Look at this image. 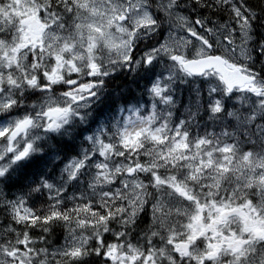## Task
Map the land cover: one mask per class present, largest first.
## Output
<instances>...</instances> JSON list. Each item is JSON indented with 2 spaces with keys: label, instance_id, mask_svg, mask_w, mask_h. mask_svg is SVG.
Masks as SVG:
<instances>
[{
  "label": "snow or ice",
  "instance_id": "1",
  "mask_svg": "<svg viewBox=\"0 0 264 264\" xmlns=\"http://www.w3.org/2000/svg\"><path fill=\"white\" fill-rule=\"evenodd\" d=\"M186 7L196 19L182 11ZM258 18L264 21V0H0V93L68 89L65 104L48 98L35 116L0 127V160L25 157L32 143L17 141L30 127L58 128L74 102L95 95L91 77L107 74L97 52L115 41L122 53L110 65L130 63L136 41L158 33L162 20L170 25L169 35L143 54L145 62L164 52L189 73L214 69L227 90L239 86L264 95V75L253 57L254 47L264 56V39L253 44ZM208 22L212 27H204ZM84 58L88 67L81 76ZM154 91L159 95L161 89ZM17 102L12 95L0 99V111ZM213 111H220L219 102ZM153 119L107 143L97 141L103 159L95 164L90 192L70 206L60 190L42 209L23 199L4 201L10 223L0 227V264H76L93 254L103 264H264V150L238 151L207 138L193 142L180 126L169 129L165 121L155 127ZM84 163L74 162L70 177ZM6 168L0 165V176ZM149 205L148 223L141 227ZM58 225L65 243L49 252L40 245L51 246L48 237Z\"/></svg>",
  "mask_w": 264,
  "mask_h": 264
},
{
  "label": "rangeland",
  "instance_id": "2",
  "mask_svg": "<svg viewBox=\"0 0 264 264\" xmlns=\"http://www.w3.org/2000/svg\"><path fill=\"white\" fill-rule=\"evenodd\" d=\"M181 1L184 2V0ZM152 11L157 17L162 16V13L155 9L154 5ZM182 11L190 14L193 20L197 18L196 13H192L187 7ZM196 27L198 31L203 32L201 26L197 25ZM204 27H212L211 22H208ZM169 31L170 25L166 20H162L158 33L147 37L141 36L136 41L133 60L130 63L120 62L118 67L113 65L114 70H105L107 74L91 77L97 81L94 88L95 95L84 101L74 102L72 111L62 119L60 127L47 129L43 127L42 123H36L30 127L26 136L19 137L17 143L22 145L30 141L33 146L32 150L20 160H11L12 154H8L5 159L0 160V165H7L5 172L16 164L27 162L32 158L40 162L41 157L44 158L49 152H54L55 145L51 141V135L69 127L73 122L81 132L78 138L81 144L75 147V154L62 159H56L51 155L39 177L40 187L47 192L49 198L56 190H60L65 205L71 204L73 198L90 192L89 184L96 172L95 164L103 159L99 154L97 141L103 140L107 143L119 132L140 127L153 117L155 127H159L165 121L168 123L169 129L180 126L182 131L189 134V139L193 142L197 138H207L214 144L220 143L221 147L223 144H232L238 151L259 152L264 150V95H258L247 89L228 92L219 76L212 72L198 79L188 78L178 62L172 60L164 52L155 55L151 62H145L143 54L152 47L158 48L164 44ZM177 35L188 38V34L183 32H178ZM238 37L239 32L237 31V43H239ZM184 54L187 55V58H192L186 50ZM253 57L254 66L260 67L259 70L264 75V68H262L264 67V56L256 47L253 48ZM259 63L262 65H258ZM120 72L127 74L126 78L130 73L129 75L133 78L131 84L126 86V98L115 104L113 110L115 116L110 124L100 125L99 128L96 127V123L90 125L92 122L90 113L95 107L98 108L99 103H103V99L109 94L111 87H109L110 84H107L106 79L112 78L111 74ZM139 73L146 76L147 83L146 81L138 82ZM72 78L79 79L75 74H72ZM55 87H58L57 89H60L62 93L56 95L52 91L45 92L38 88H24L19 91L0 93V99H3L8 95L16 97L17 94H21L22 96L29 90L36 89L35 95L37 98L40 96V100L28 105L19 114H14L19 110L16 104L11 109L0 111V127L14 124L17 119L25 115L35 116L48 98L60 105L65 104L67 101L63 96V91L68 89L61 85H55ZM157 87L161 89L159 95L154 91ZM115 101L116 96L111 95V102ZM217 102L220 104V111L215 112L213 107ZM86 126H89V129ZM170 135H174V132ZM79 160H85L84 166L75 177H70V166ZM44 184L52 185V188H45ZM1 200L4 201L5 198H1L0 202ZM64 243L65 235L59 246ZM51 251L49 250V252Z\"/></svg>",
  "mask_w": 264,
  "mask_h": 264
},
{
  "label": "trees",
  "instance_id": "3",
  "mask_svg": "<svg viewBox=\"0 0 264 264\" xmlns=\"http://www.w3.org/2000/svg\"><path fill=\"white\" fill-rule=\"evenodd\" d=\"M249 2L252 4H256L257 0H249ZM181 3L183 2L181 1ZM203 12L208 14L207 10H201V14L204 15L205 13ZM211 18L217 19V17L215 16H212ZM252 34L254 36V41H253L254 45H256V43H260V41L264 39V21L258 18L254 22ZM258 65H262V64L259 63ZM259 69L261 68L258 67V70ZM259 71L263 75V72L261 70ZM185 75H187L188 78H191L188 74H185ZM125 76H127V74L125 73L121 75L122 86L120 89L117 88L118 95H121V96L126 93L127 91L126 86L131 84L132 79H133L131 78L132 76H130L129 74H128L129 76L128 78H126ZM138 76H139L138 77L139 83H141V81H146L147 83V78L145 75L139 73ZM116 80L117 79H115L114 81ZM54 88L57 89L58 87L54 86ZM35 92H36V89L30 90L21 99L19 103L24 104L25 108H26V105L28 107V105L32 103L33 104L36 103V101L40 99V96L39 98H37V96L35 95ZM99 104L101 105L102 103H99ZM106 119H108V117L102 118L100 121H103ZM86 128L89 129V126H86ZM79 133L80 131H79L78 126L76 125V123L73 122V124L70 125L69 127L60 130L56 134H52L51 141L54 145L58 146L62 151H66V150L73 151L75 144H76L75 141L77 142L76 138ZM42 159L43 158L41 157V160ZM37 161H38L37 159L32 158L27 162L20 163L16 167L7 171L2 176V178L0 179V183H1V187L5 191V195H7V198L5 201H14L12 200V198L23 199L26 202V206L32 207L34 209H42L46 207L49 203H51V201L48 202V200L46 199V195L43 192L38 182L40 165H39V162ZM2 204H0V223H5V225L4 224L0 225V227H4L10 223V217H8L6 213L4 212ZM67 205L70 206L71 204H67ZM149 212H150V205H149ZM149 215L145 213L140 217V220L138 222L140 223L141 227H143L144 224L148 223ZM11 223L13 227H18L17 225H15L14 222H11ZM64 232H65V229L63 228V226H60V225L56 226L53 229L52 235L48 237L51 246L49 245H40V246L48 247L50 250L51 247L55 246L57 243L60 242V240L63 237ZM111 238H112L111 233L106 234L105 236L106 240H110ZM133 242H135V240ZM103 262H104V258L102 256L96 257L93 254L91 256L79 259L78 261H76V264H103Z\"/></svg>",
  "mask_w": 264,
  "mask_h": 264
},
{
  "label": "bare ground",
  "instance_id": "4",
  "mask_svg": "<svg viewBox=\"0 0 264 264\" xmlns=\"http://www.w3.org/2000/svg\"><path fill=\"white\" fill-rule=\"evenodd\" d=\"M215 19V18H214ZM216 20V19H215ZM256 45H259V43H256ZM185 74H187V71H185ZM114 87L112 89H109V94H108V98H107V101H106V104L102 103L98 108L94 109L92 115H91V118H92V122H90V125L92 124H95V123H98L102 118H107V117H111L113 118L115 116V112L113 111L114 110V106L115 104H117L118 102H120L121 100L125 99V94L124 95H117L118 98H116V101L114 103L111 102V95H114ZM28 93V92H27ZM25 93L24 95L21 96V94H17L16 97H18V102L16 103V106L19 110H17L16 113L14 114H19V112H22L23 110H25L27 108V105H26V108H25V105L24 104H20L19 102L21 101V99L27 94ZM25 108V109H24ZM81 133V132H80ZM79 133V134H80ZM79 134L77 136V142L75 141V147L77 145H80L81 142L79 141ZM75 147H74V150L73 151H62L58 146L55 145V150L54 152H49L48 154H46V156L39 162V165H40V172H39V177L42 173V171L44 170V168L46 167V164L48 163V160L50 158L51 155L55 156L54 158H67L69 157V155H72V154H75ZM48 157V158H47ZM61 162V160H60ZM59 162V164H60ZM46 195V199L48 200V202H50V198L47 194V192L43 191ZM150 213V212H149ZM64 235H65V232L63 234V237L62 239L60 240L59 243H57L55 246L51 247L50 251L59 246L64 238Z\"/></svg>",
  "mask_w": 264,
  "mask_h": 264
},
{
  "label": "clouds",
  "instance_id": "5",
  "mask_svg": "<svg viewBox=\"0 0 264 264\" xmlns=\"http://www.w3.org/2000/svg\"><path fill=\"white\" fill-rule=\"evenodd\" d=\"M107 31V29H106ZM116 42L113 41V47L109 48L107 51L101 50L99 52H97L96 55V62L102 65V70H114L113 69V65H115L116 67L119 66V63H114L110 65V61H119L120 59V53H122V49L118 48L115 46ZM83 56V54H81ZM80 72H81V76H83L85 70L88 67V60L87 58H84L81 60L80 64ZM2 147V146H0ZM2 154V153H0Z\"/></svg>",
  "mask_w": 264,
  "mask_h": 264
},
{
  "label": "flooded vegetation",
  "instance_id": "6",
  "mask_svg": "<svg viewBox=\"0 0 264 264\" xmlns=\"http://www.w3.org/2000/svg\"><path fill=\"white\" fill-rule=\"evenodd\" d=\"M114 76H116L117 80H116V81L112 80V81L110 82V87H111L110 89H112L113 86H115L114 89H113V90H114V95L116 96V98H118V97H117V95H118L117 88H118V89L121 88V86H122V84H121L122 79H121V77L118 76L117 74L111 75L110 77H114ZM102 87L105 88V86H103V85H102ZM114 95H113V96H114ZM107 98H108V95L103 99V100H104V102H103L104 104H106ZM92 108H93V107H92Z\"/></svg>",
  "mask_w": 264,
  "mask_h": 264
},
{
  "label": "water",
  "instance_id": "7",
  "mask_svg": "<svg viewBox=\"0 0 264 264\" xmlns=\"http://www.w3.org/2000/svg\"><path fill=\"white\" fill-rule=\"evenodd\" d=\"M207 71H214L215 73H217L214 69H205L203 72H199V73H190L192 76L194 77H198V76H202L205 72ZM189 73V72H188ZM218 74V73H217ZM223 82V81H222ZM223 84L225 85L226 87V84L223 82ZM239 86H234L231 90L229 91H232L234 90L235 88H238ZM227 88V87H226Z\"/></svg>",
  "mask_w": 264,
  "mask_h": 264
}]
</instances>
